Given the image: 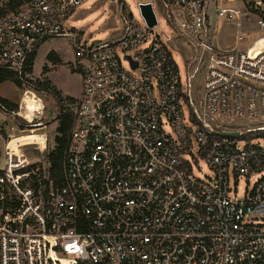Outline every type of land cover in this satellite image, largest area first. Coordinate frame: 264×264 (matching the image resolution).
<instances>
[{
    "label": "built area",
    "instance_id": "2783aa9c",
    "mask_svg": "<svg viewBox=\"0 0 264 264\" xmlns=\"http://www.w3.org/2000/svg\"><path fill=\"white\" fill-rule=\"evenodd\" d=\"M85 1L0 0V68L21 74ZM160 2L195 55L141 14L87 46L59 179L42 122L0 102L28 122L0 124V264H264V0Z\"/></svg>",
    "mask_w": 264,
    "mask_h": 264
},
{
    "label": "rangeland",
    "instance_id": "374dc122",
    "mask_svg": "<svg viewBox=\"0 0 264 264\" xmlns=\"http://www.w3.org/2000/svg\"><path fill=\"white\" fill-rule=\"evenodd\" d=\"M141 1H152L153 9L157 15V25L151 28L150 36L158 34L162 38L171 37V43L168 42V44L173 51L180 53L185 59L195 55L194 48L188 46V41L178 31V35L173 37L175 31L166 20L165 9L160 0H87L83 2L68 19L65 25L66 34L48 39L39 46L31 71L22 72L23 74L19 76L21 87L8 80L3 82L0 87L1 93L17 104V109L15 110L24 109L26 107L25 99H28V97H31L34 104L37 101L41 102V107L35 104L37 105L36 110L31 113L32 118H29V120L34 119L33 123L42 122L41 126L33 127V132L46 133L48 138L47 147L52 148L54 146V136L58 124L56 116L59 107L64 111H71L75 109L80 98L83 51L87 46L96 42L117 37L121 31L124 19L130 16H133L139 25L144 26V20L137 6V3ZM228 34V27L222 26L220 31L221 39H227L229 37ZM51 52L53 53V58L49 57ZM173 55L175 57L174 53ZM177 64L182 76H185L184 64L180 60H177ZM41 83H44L43 89L39 85ZM7 120H9L10 125H16L18 122L28 124L23 117L13 116L11 113L8 114L0 109V124L5 123ZM231 122L249 123L248 120L237 117ZM20 133L15 131L14 135H19ZM25 133H29V131H25ZM28 136L32 135H27L22 139H26ZM31 138L34 137L32 136ZM26 150L29 154L36 152L32 146L26 147ZM0 159L1 165V153ZM200 165L203 173H211L209 168L203 164ZM255 177H257V174L251 175L249 180L244 176L233 179L231 186L236 190L234 193L242 196L245 189H249L252 186Z\"/></svg>",
    "mask_w": 264,
    "mask_h": 264
},
{
    "label": "trees",
    "instance_id": "16d2710c",
    "mask_svg": "<svg viewBox=\"0 0 264 264\" xmlns=\"http://www.w3.org/2000/svg\"><path fill=\"white\" fill-rule=\"evenodd\" d=\"M53 53L51 52L49 57L53 58ZM36 57V52L31 53L26 62L25 67L22 70V72H30L31 67L33 65L34 59ZM17 74V72L7 70L5 68H0V83L3 81H11L16 86L21 87L20 82V75ZM41 89L44 87V83L39 84ZM0 102L5 104L10 109H17V104L0 96ZM74 113L73 111H64L61 107H59L58 114L56 116V119L58 121L57 128H56V134L54 136V146L52 148L48 147V162H49V169L51 172V175L56 176L58 179L61 175L62 170V162L64 160L65 153L67 151L68 145H69V134H70V128L73 122Z\"/></svg>",
    "mask_w": 264,
    "mask_h": 264
},
{
    "label": "water",
    "instance_id": "95a60500",
    "mask_svg": "<svg viewBox=\"0 0 264 264\" xmlns=\"http://www.w3.org/2000/svg\"><path fill=\"white\" fill-rule=\"evenodd\" d=\"M138 9L147 26L153 27L157 21L151 2H140ZM230 134H237V132H231Z\"/></svg>",
    "mask_w": 264,
    "mask_h": 264
},
{
    "label": "bare ground",
    "instance_id": "6f19581e",
    "mask_svg": "<svg viewBox=\"0 0 264 264\" xmlns=\"http://www.w3.org/2000/svg\"><path fill=\"white\" fill-rule=\"evenodd\" d=\"M26 101V107L24 108V110L21 111V114L27 119L29 118H32L31 117V113L36 110V106H40L41 107V102L40 101H37V103L35 102V105L34 102L32 101L31 97H28V99L26 98L25 99ZM32 136H28V138H31ZM34 137V136H33Z\"/></svg>",
    "mask_w": 264,
    "mask_h": 264
},
{
    "label": "crops",
    "instance_id": "0c3cea01",
    "mask_svg": "<svg viewBox=\"0 0 264 264\" xmlns=\"http://www.w3.org/2000/svg\"><path fill=\"white\" fill-rule=\"evenodd\" d=\"M3 82H5V81H3ZM2 82V83H3ZM2 83H0V87H1V84ZM14 84V83H13ZM0 96L1 97H3V98H6V99H8V100H10L11 98H8V97H5L2 93H1V91H0ZM2 135V136H1ZM3 146H4V132L2 133V134H0V153H1V157H2V154H3ZM1 160V159H0Z\"/></svg>",
    "mask_w": 264,
    "mask_h": 264
}]
</instances>
